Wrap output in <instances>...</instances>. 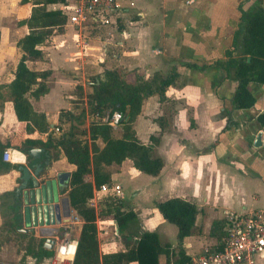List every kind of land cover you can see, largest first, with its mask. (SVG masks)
I'll list each match as a JSON object with an SVG mask.
<instances>
[{"label": "crops", "instance_id": "1", "mask_svg": "<svg viewBox=\"0 0 264 264\" xmlns=\"http://www.w3.org/2000/svg\"><path fill=\"white\" fill-rule=\"evenodd\" d=\"M257 1L127 0V7L122 3L124 12L119 29L87 28L78 32L71 26H65V32L63 30L61 34L55 30L40 47L44 60L27 62L31 70L51 71L47 81L48 93L38 99L29 96L35 112L46 116L50 129L45 134L27 132L26 123L17 120L13 104L5 103L4 111L0 113V139L8 145L7 149L14 150V162L9 163L20 167L0 175V195L19 189L23 183V168L34 175L40 166V178L44 180L55 178L61 173L71 174L76 169L62 154L56 156L53 150L24 143L27 140L46 142L49 136L56 139L65 131L58 127L61 125L60 113L72 112L76 100L73 89L78 90L77 87L82 86L86 89L84 82L89 73L95 72L97 77L107 70L118 69L123 73H131L132 77L149 80L156 73L166 76L175 71L178 78L168 88L165 99L161 101L157 95L145 99L141 114L133 123L138 138L139 119L150 104L159 128L150 120H142L154 126L150 137L162 132L160 142L155 147L156 155L164 161L161 173L155 177V203L177 197L195 204L200 213L196 217L193 232L201 229L200 233H210L212 224L215 221L224 222L226 213L264 210V126L258 120L260 115H264V85H249V90L256 98L252 109L232 110L231 100L237 82L224 69L215 66L216 63L227 61L229 54L233 57L240 55L241 15ZM262 2L264 4V0ZM20 6L15 11L19 28L13 30L11 35H19L17 42L29 33L27 26H21L20 22L28 18L32 10L31 5L22 6L20 2ZM26 6L31 8L27 9ZM50 41L52 46L47 45ZM18 63L9 81L4 82L0 77V84L10 83L14 79ZM165 104L169 108L171 135H166L167 123L162 112ZM90 119L98 122L94 115ZM260 133H263L261 146L257 147L255 143ZM166 136H169L167 143ZM99 143L102 144L100 147L104 146L101 140ZM33 149H42L39 158L31 155ZM28 157L34 161L28 160ZM126 166L132 169L133 164L125 160L121 165L107 167L112 175V183L122 187L123 197L119 198L122 201L126 198L121 174ZM68 191L67 185L60 196L68 197ZM95 191L91 201L105 198ZM24 208L22 197V213ZM70 212L71 216L62 218L61 224L43 229L26 226L23 213L20 231L34 239L31 244L27 243L23 264H48L59 242L67 238L78 242L83 222L71 205ZM133 212L138 220L149 224L148 216L144 213L139 215L136 209ZM155 214L157 218L156 208ZM2 222L0 214V228ZM97 223L102 226H97L100 228L98 240L101 253L123 251L119 249L122 244L116 240V236H119L118 227L111 217L97 216ZM160 225L155 224L152 228L161 238L166 234L158 230ZM111 226L116 236L110 235L108 229ZM5 234L0 232V251L11 252L14 247L9 246L8 243L12 242L6 241ZM45 235H50L54 241L51 250L45 247ZM194 241L198 240H194L193 234L183 241V249L189 257L216 246L211 241L208 247H204L205 242L202 241L201 249L191 254L189 249ZM40 244L52 251L51 257L39 259L34 256L40 251ZM0 264L5 263L0 261ZM161 264L170 263L165 260Z\"/></svg>", "mask_w": 264, "mask_h": 264}, {"label": "trees", "instance_id": "2", "mask_svg": "<svg viewBox=\"0 0 264 264\" xmlns=\"http://www.w3.org/2000/svg\"><path fill=\"white\" fill-rule=\"evenodd\" d=\"M66 3V0H21V5H31L32 10L28 18L20 22L27 26L29 33L17 42L21 58L14 73V79L7 84H0V113L4 111L5 103L13 104L16 118L26 123V131L45 134L50 125L46 116L35 112L29 96L36 99L48 93L47 81L51 71H34L27 66V62L44 60V53L40 49L53 35L55 30L63 31L66 24V15L57 7ZM240 55L229 58L224 63L215 66L224 69L227 75L233 76L237 82L235 93L231 100L232 110H250L256 104V98L249 90L251 83L264 85V4L257 1L251 9L242 12ZM178 78L172 71L168 75L154 74L149 80L132 77L131 73L122 70H107L103 78H94L91 83L93 92L87 96L92 114L113 113L123 114V135L114 138L113 128L99 123L90 124L88 135L72 125L75 116L72 112L61 111L60 124H69L56 139L48 137L46 142L27 140L28 146H42L53 150L56 156L62 154L68 163L76 169L70 174L68 183V198L71 207L81 219L82 228L78 238L77 252L73 264H161V254H166V262L174 264H188L190 257L183 249L185 238L192 236L196 217L200 213L198 207L181 198H171L155 203L162 218L177 228L178 251H173L166 243L162 247L161 238L156 231H144L134 235L129 240L125 233L132 232V225L138 221L133 211H124L122 200L106 203L101 210L104 216H112L119 234L123 240L124 250L115 253L103 254L100 251L98 228L96 225L97 211L90 204L94 191L103 185L112 183L111 172L107 167L121 165L130 160L133 167L146 175L156 177L163 167L164 161L156 155L155 147L160 142L162 132L150 137V144L145 145L137 138L133 123L141 114L145 99L157 95L160 100L165 99L168 88ZM82 91L81 87H77ZM64 115L66 119H64ZM264 126V115L258 118ZM1 124V123H0ZM57 127V128H58ZM163 131V130H162ZM102 141L104 146L98 145ZM0 139V175L6 174L20 166L12 165L3 160V153L7 149ZM28 160L34 161L32 157ZM0 214L3 218L10 216L9 228L21 236H26L20 230L23 227L22 194L18 189L0 195ZM224 222L215 221L210 230V236L217 240L216 246L211 249L219 251L223 246ZM34 241V239H32ZM32 243V242H31ZM30 243V244H31ZM40 251L34 256L42 259L51 257L48 251L40 244ZM32 253L31 251H28Z\"/></svg>", "mask_w": 264, "mask_h": 264}, {"label": "rangeland", "instance_id": "3", "mask_svg": "<svg viewBox=\"0 0 264 264\" xmlns=\"http://www.w3.org/2000/svg\"><path fill=\"white\" fill-rule=\"evenodd\" d=\"M121 3H123L124 7H127V0H120ZM21 0H0V77L1 80L4 82H8L11 78V75L13 74V69L15 68V65L18 63L21 52L16 46V42L18 40L19 35L11 36L12 31L19 28V23L17 20V15L15 14L16 9H18L20 6ZM27 9L31 8L30 6H26ZM7 28V29H3ZM10 29V30H9ZM65 32V30H64ZM62 31H58L57 34L64 33ZM56 34V35H57ZM51 41L47 43L48 46H52ZM95 72L89 73L86 76L85 80V88H83V92L73 89V93L75 95L76 100L74 101V105L72 108V113L76 117L75 120L72 121V125L74 127L78 128L80 131H84L86 134V137H88V129L90 126L91 121L90 117L94 114L91 113L90 105L87 102V96L93 92V88L91 87V83L93 82L94 78H96ZM104 72L102 74H98V77L101 79L103 78ZM142 80V78H140ZM83 83V82H82ZM78 86H80L78 84ZM171 110V109H170ZM163 117L165 119V122L167 123V129L168 133L166 135H171V129L169 128L168 124V116H169V108L168 105L165 104L163 109ZM148 115V117L146 116ZM171 116V115H170ZM155 111L152 110V106L148 104L146 108V112L142 118H140V126H139V141L143 144L149 145V137L153 133V127L159 128L158 124L155 122ZM152 121L155 125L151 126L147 124L146 120ZM64 119H66V116L64 115ZM123 124H120L118 127L113 128V136L114 138H118L120 135H123ZM63 129L65 131L68 130L69 124L64 123ZM169 137V136H168ZM166 136L165 142L167 143L168 138ZM99 146H102L101 143H99ZM121 182L124 184V193L125 198L123 202L125 204L123 210L125 211H133V209H136L137 213L140 215V213H144L146 216H148L147 224L151 228L147 227V225L144 223L146 221L138 220L136 223L132 225V232H126L125 235L129 240L134 239V235H139L143 233L144 231H155V228H152L155 226V224L160 223V228L158 229V226H156V229L161 230L165 235L161 236V243L162 247L164 248L166 243H170L173 251H178L179 247L177 245V228L173 225L168 223L166 220L162 218V216L158 213V219L155 217L157 216L155 214V177L143 174L141 172H138L135 168L126 166V168L123 169L121 174ZM133 197L132 201H130V198ZM94 198V197H93ZM118 198L114 197H103L101 200H98L97 202L90 201V204L96 209L98 216L104 217L103 214H101V210L106 207V203H112V202H118ZM109 218L112 216H108ZM10 223V216H7L6 218H3L1 231L6 239L7 242L9 240L12 243H8L10 247H14L13 251H0L3 252L0 254V261H2L5 264H23V255H25V248L27 246V243L33 242V240L28 236H21L17 234L16 232L12 231L9 228ZM115 223V222H114ZM102 227L101 224L97 223V226ZM116 225V223H115ZM117 226V225H116ZM108 227V226H107ZM100 228H98L99 230ZM114 228L111 226L109 227L108 231L111 236H116L114 234ZM202 231L201 229H196L193 232V238L194 245L191 249H189V252L191 254L197 253L202 245L201 242H205L204 247H208L212 241V245L214 246L217 244V240L210 236V233H200ZM104 233V232H102ZM100 237V235H99ZM119 237V238H118ZM116 236V240L122 244V246L119 248L120 250L124 249L123 240L121 238V235ZM2 238V237H1ZM101 241V240H100ZM102 242V241H101ZM190 242V241H189ZM187 242L186 244H188ZM174 245H172V244ZM210 249V247H208ZM201 252V251H200ZM166 260V254H161V263H163ZM256 264H264V254L259 257Z\"/></svg>", "mask_w": 264, "mask_h": 264}, {"label": "built area", "instance_id": "4", "mask_svg": "<svg viewBox=\"0 0 264 264\" xmlns=\"http://www.w3.org/2000/svg\"><path fill=\"white\" fill-rule=\"evenodd\" d=\"M57 8L66 15L65 26H71L78 32L87 28L119 29L124 12L120 0H66L64 5ZM94 118L99 123L116 128L121 124L124 116L115 111L105 112L102 115L96 113ZM13 151L12 149L4 151L5 162H14ZM95 192L105 197L118 199L123 197L122 187L114 183L103 185ZM224 223L222 249L219 251L205 249L198 255L191 256L188 264H256L257 259L264 254V210L229 212L225 215ZM77 245L76 240L69 238L62 240L57 244L48 264H73Z\"/></svg>", "mask_w": 264, "mask_h": 264}, {"label": "water", "instance_id": "5", "mask_svg": "<svg viewBox=\"0 0 264 264\" xmlns=\"http://www.w3.org/2000/svg\"><path fill=\"white\" fill-rule=\"evenodd\" d=\"M262 136L263 133H260L256 139L255 146H261ZM41 152L42 149H33L31 150V155L39 158ZM22 171L24 173L23 183L19 187L18 192L23 197L25 207L23 213L26 226L43 229L59 225L62 222V218L71 216L69 198L60 196V192L69 183V173H61L55 178L44 180L40 178L42 171L40 166L34 175H31L26 168H23ZM44 237L47 238L45 247L51 250L54 241L50 239V235H45Z\"/></svg>", "mask_w": 264, "mask_h": 264}]
</instances>
